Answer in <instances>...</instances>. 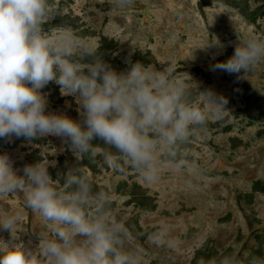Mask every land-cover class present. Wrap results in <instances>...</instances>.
Masks as SVG:
<instances>
[{
	"label": "rangeland",
	"instance_id": "1",
	"mask_svg": "<svg viewBox=\"0 0 264 264\" xmlns=\"http://www.w3.org/2000/svg\"><path fill=\"white\" fill-rule=\"evenodd\" d=\"M48 3L46 33L70 30L118 73L137 62L171 73L189 88L207 123L181 149L185 165L176 170L165 162L154 183L126 162L106 163L104 153L115 150L99 139L81 160L52 135L0 138V155L18 176L25 166L48 161L57 187L71 169L88 175L95 191L111 196L109 211L127 229L126 246L143 250L142 264H219L229 253L241 264L264 261V61L246 79L212 70L234 54L238 38L264 39V0H134L126 8L114 0ZM207 91L227 98V110L218 115ZM41 92L46 112L83 123L76 97L62 95L55 82ZM11 211L20 212L19 239L0 229V241L36 250L40 237L50 235L46 224L26 207L22 192L0 196V213ZM161 226L174 248L149 239Z\"/></svg>",
	"mask_w": 264,
	"mask_h": 264
},
{
	"label": "clouds",
	"instance_id": "2",
	"mask_svg": "<svg viewBox=\"0 0 264 264\" xmlns=\"http://www.w3.org/2000/svg\"><path fill=\"white\" fill-rule=\"evenodd\" d=\"M114 3L126 8L134 0ZM49 12L48 0H0V138L57 136L76 160L94 153L93 140L99 139L115 150L104 153L106 163L126 162L147 183L158 179L165 162L180 170L186 163L181 149L207 123V113L191 102L186 84L140 62L118 73L70 30L46 33ZM238 41L234 54L213 71L246 79L264 61V39ZM49 82L60 86L62 95L76 97L83 123L46 112L41 89ZM204 94L218 115L227 110V98ZM48 166V161L28 165L18 176L8 156L0 155V196L22 192L26 207L50 232L40 237L36 250L0 241V264H142L143 250L126 246L127 229L109 211L111 196L95 191L91 178L73 169L57 187ZM19 222V211L0 213V229L10 231L13 241L19 239ZM149 239L175 247L164 226ZM219 264H241L240 257L229 253Z\"/></svg>",
	"mask_w": 264,
	"mask_h": 264
}]
</instances>
